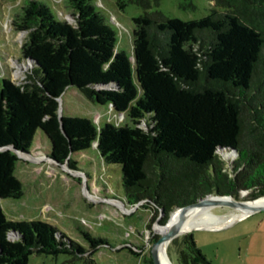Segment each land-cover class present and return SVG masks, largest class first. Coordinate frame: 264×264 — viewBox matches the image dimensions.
Masks as SVG:
<instances>
[{"label": "trees", "instance_id": "16d2710c", "mask_svg": "<svg viewBox=\"0 0 264 264\" xmlns=\"http://www.w3.org/2000/svg\"><path fill=\"white\" fill-rule=\"evenodd\" d=\"M114 1L121 11L144 9L131 19L134 64L92 0H64L73 23L42 0L24 1L17 28L28 32L30 73L20 84L0 79V200L23 197L17 153L36 145L74 170L85 154L119 167L125 200L153 204L162 224L208 194L264 196V0H210L207 15L187 21L147 11L159 0ZM69 89L126 113L131 125L59 115ZM82 234L87 246L48 222L7 219L0 207V264H27L34 254L97 264L106 239ZM178 261L210 264L190 233Z\"/></svg>", "mask_w": 264, "mask_h": 264}, {"label": "rangeland", "instance_id": "374dc122", "mask_svg": "<svg viewBox=\"0 0 264 264\" xmlns=\"http://www.w3.org/2000/svg\"><path fill=\"white\" fill-rule=\"evenodd\" d=\"M25 0H0V79L20 84L30 73V63L22 57L28 32L18 30V17ZM57 17L73 23L64 0H42ZM107 17L117 33V51L132 58V18L144 9L128 4L124 11L114 0H92ZM212 8L210 0H159L147 11L159 10L167 17L181 20L199 19ZM88 117L97 127L105 123L131 125L126 113H117L109 105L97 106L76 89L59 98V115ZM36 145L29 154L19 156L14 175L24 186L21 199H1L0 207L7 219L41 220L55 225L80 244L87 246L82 232L103 237L94 260L97 264H153L150 249L158 239L155 226L163 225L162 213L153 204H130L119 188V167L96 164L88 154L76 157L74 170L67 164L53 162L40 153ZM91 160V162H89ZM90 174L87 176L85 171ZM245 192L236 200L244 201ZM210 211L228 214L231 207L214 205ZM166 223V222H165ZM190 233L199 252L210 264H264V211L246 214L217 228L194 227ZM182 233L168 245V257L179 264ZM138 255H132L130 251ZM27 264H80L67 255L34 254Z\"/></svg>", "mask_w": 264, "mask_h": 264}, {"label": "bare ground", "instance_id": "6f19581e", "mask_svg": "<svg viewBox=\"0 0 264 264\" xmlns=\"http://www.w3.org/2000/svg\"><path fill=\"white\" fill-rule=\"evenodd\" d=\"M215 199L218 198L208 197L206 200L210 202L201 206L191 207L187 209L180 220V224L177 230L178 235L185 233L189 231V229L194 227L217 228L225 226L233 222L234 220L248 214L249 209H251L252 206L264 205V196H262L254 201L244 202L242 206H228L232 208L231 212L224 215H217L210 211L211 207H213L214 205H219L212 203V200ZM227 199H229V197H227L226 200ZM177 215L178 211H173L167 219L166 223L161 226H155V230L159 233V237H164L169 234L174 225ZM170 242L171 240L155 243L154 253L159 264H173L169 259L167 253L168 245Z\"/></svg>", "mask_w": 264, "mask_h": 264}, {"label": "water", "instance_id": "95a60500", "mask_svg": "<svg viewBox=\"0 0 264 264\" xmlns=\"http://www.w3.org/2000/svg\"><path fill=\"white\" fill-rule=\"evenodd\" d=\"M130 59H131L132 63L134 64V62H135L134 55H132V58H130ZM109 106L113 110V106L112 105H109ZM17 154H18V156H20V154H23V153L18 152ZM208 197L218 198V199L212 200V203L213 204H219L220 206H242L244 202L254 201V200L260 198V197H258L254 200L241 201V200H236L234 197H232L230 195L208 194V195H205L204 197L198 198L195 202H193L191 204H188V205H185L183 207L175 209L174 211H178V215L175 219V222H174V225H173L171 231L169 232V234H167L164 237H158V239L151 246L150 256H151L153 264H159V262L156 258V255L154 253L155 243H158L160 241H170V240H173L175 237H177L178 236L177 230H178V227L180 224V220H181L182 216L185 214V212L187 211V209H189L191 207L201 206V205H204V204L210 202V201L206 200ZM227 197H229V199L226 200ZM258 211H264V205L252 206L251 209H249V213L258 212Z\"/></svg>", "mask_w": 264, "mask_h": 264}]
</instances>
